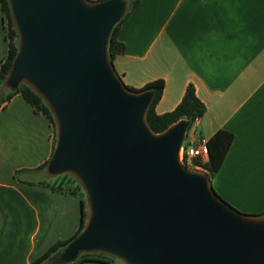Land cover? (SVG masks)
Wrapping results in <instances>:
<instances>
[{"label": "water", "instance_id": "obj_1", "mask_svg": "<svg viewBox=\"0 0 264 264\" xmlns=\"http://www.w3.org/2000/svg\"><path fill=\"white\" fill-rule=\"evenodd\" d=\"M19 51L6 85H30L57 124L47 171L82 185L89 217L54 255L101 253L125 264H264V218L222 200L181 160L191 121L154 133L155 92H130L108 56L126 0H9Z\"/></svg>", "mask_w": 264, "mask_h": 264}, {"label": "crops", "instance_id": "obj_2", "mask_svg": "<svg viewBox=\"0 0 264 264\" xmlns=\"http://www.w3.org/2000/svg\"><path fill=\"white\" fill-rule=\"evenodd\" d=\"M118 38L126 51L113 65L125 85L164 81L158 114L173 111L194 85L207 111L186 139L200 144L221 130L232 133L211 183L237 210L263 213L264 0H141ZM8 53L0 7V69ZM9 91L0 92V264H32L75 235L83 210L78 197L40 185L48 181L36 174L46 172L54 129L20 95L5 101ZM42 264L59 262L52 256Z\"/></svg>", "mask_w": 264, "mask_h": 264}, {"label": "trees", "instance_id": "obj_3", "mask_svg": "<svg viewBox=\"0 0 264 264\" xmlns=\"http://www.w3.org/2000/svg\"><path fill=\"white\" fill-rule=\"evenodd\" d=\"M87 1L92 2L90 0ZM126 1L128 3L127 12L123 17V19L121 20V22H119L115 26L108 44V56L113 68H114L113 61L115 57L117 55L124 54L126 51L125 44L122 43L118 38L119 28L122 25V23L125 21V19L133 12V10H135V8L141 2V0H126ZM0 7L2 12L4 13L5 28H6L7 38L9 40V53L0 69V87H1L2 85L6 84V80L12 69L14 59L18 54L19 34L12 16L9 0H0ZM125 86L130 92L133 93H142L150 90L155 92V96L151 106L148 109L146 119L152 131L157 134L166 131L171 125L177 123L182 119H187L191 121V126L189 128V130H191L194 123L198 119L204 117L207 111L206 105L197 96L196 89L192 84H190L187 87L186 92L180 104L173 111L165 114H158L156 111V107L160 102V100L162 99V95L165 87V83L163 80H157L151 82L140 89H136L128 85ZM15 95H20L26 102H28L34 108L35 112L45 115L50 120L51 125L54 129V142H53V152H54L56 146V139H57V124L51 108L47 105L45 100L30 85L26 83H23L20 86V88L16 91L10 90L5 101H9ZM233 141H234V135L232 133L225 130H221L207 141V147L209 151V161L206 163H203L200 159H194L193 161L196 166L202 168L203 172L209 175L210 184L213 189L214 187L211 183V177H213L216 173L219 172L220 168L223 165L225 157L229 152L230 147L232 146ZM49 160L42 165L41 167L42 169L45 170L47 169ZM53 177H54L53 181L43 182L40 183V185L49 188L53 193H57L65 196L78 197L82 203V210H83L82 221L78 231L75 233L73 237L67 240L57 241L32 264H42L43 262L54 256L56 253L61 251L63 248H65L70 242H72L76 237H78L82 233V231L86 227L89 217L87 197L79 180L70 173L63 174L60 176H53ZM214 191L222 200H224L217 193L215 189ZM244 215L253 218H264V212L257 215H247V214ZM88 261L99 262L101 264H115L118 262L116 258L109 255H105L101 253H84L75 262L71 264H81L83 262H88Z\"/></svg>", "mask_w": 264, "mask_h": 264}, {"label": "built area", "instance_id": "obj_4", "mask_svg": "<svg viewBox=\"0 0 264 264\" xmlns=\"http://www.w3.org/2000/svg\"><path fill=\"white\" fill-rule=\"evenodd\" d=\"M181 157H183L184 162L194 161V159H200L203 163L209 161V151L207 147V141L203 140L200 144H190L188 148H184V144L181 150ZM195 165V164H194ZM196 166V165H195ZM197 169H201L196 166Z\"/></svg>", "mask_w": 264, "mask_h": 264}, {"label": "rangeland", "instance_id": "obj_5", "mask_svg": "<svg viewBox=\"0 0 264 264\" xmlns=\"http://www.w3.org/2000/svg\"><path fill=\"white\" fill-rule=\"evenodd\" d=\"M90 1H92V0H90ZM92 2H97V1H92ZM0 88H1L0 89L1 93H7L10 90V88L6 84L2 85ZM56 141H57V139H56ZM189 146H190L189 140L186 139L184 141V148H188ZM181 160L184 162L183 157H181ZM184 163L188 166V168H190L192 170H198L200 172H203V170L196 168V166L194 165L193 161H186ZM36 176H37L38 179H41V180L53 181V179H54V177L52 175H49V173H47V169H46V172L37 173ZM240 212H242L243 214H247V215H256V214L248 213V212H245V211H242V210H240ZM117 263L125 264V263H123L122 261H119V260H118Z\"/></svg>", "mask_w": 264, "mask_h": 264}]
</instances>
